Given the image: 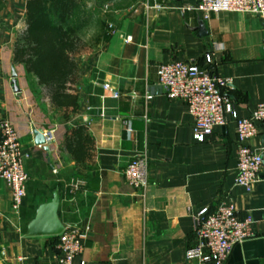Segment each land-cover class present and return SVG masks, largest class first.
Masks as SVG:
<instances>
[{"label":"crops","instance_id":"crops-1","mask_svg":"<svg viewBox=\"0 0 264 264\" xmlns=\"http://www.w3.org/2000/svg\"><path fill=\"white\" fill-rule=\"evenodd\" d=\"M195 1L78 0L71 23L85 46L76 55L78 105L68 111L55 107L38 76L15 61L27 0L6 2L0 12V119L10 120L19 132L29 155V179L20 213L13 211L11 190L0 179V264H57L58 236H28L27 225L58 184L62 220L91 227L74 264H185L195 244L194 215L225 200H233L239 217H251L256 229L255 236L234 246L225 264H264V154L259 179L247 191L236 184L232 115L205 141H197L186 103L163 94L146 99L158 88L161 64L194 60L232 80L226 91L239 117L264 103V24L251 13L206 18L182 10ZM200 21L206 35L200 34ZM109 24L116 33H108ZM78 124L87 126L94 141L92 160L85 164L64 146L67 131ZM36 128L51 131L50 152L35 145ZM246 143L264 144V124ZM141 152L149 160L143 191L124 174ZM72 181L80 183L78 191Z\"/></svg>","mask_w":264,"mask_h":264},{"label":"built area","instance_id":"built-area-1","mask_svg":"<svg viewBox=\"0 0 264 264\" xmlns=\"http://www.w3.org/2000/svg\"><path fill=\"white\" fill-rule=\"evenodd\" d=\"M155 7L158 10L164 8L161 4ZM185 9L202 12L206 18L218 12L251 13L264 24V0H196L182 7V10ZM108 33H116L113 24L108 25ZM126 40H131V37H126ZM206 60L212 64L214 58L211 53L206 54ZM157 74L158 88L148 91L146 99L149 101L156 94H163L186 103L194 118L193 136L197 141H205L217 125L227 124L228 114L232 115L237 124L236 184L251 191L263 167L264 144L254 148L246 141L256 136L259 125L264 124V103H259L249 116L239 117L226 91L232 80L215 73L211 68H200L194 60H173L161 64ZM114 95L119 96L117 92ZM45 135L50 143L53 137L51 131H45ZM28 156L23 151L16 126L10 120L0 119V179L11 190L15 213H20L27 197L29 176L25 160ZM53 171L58 173L57 167H53ZM124 174L131 186L145 190L149 183L146 153L137 154L128 163ZM70 186L73 191L80 189L77 181H72ZM194 229L195 244L188 249L185 264H225L235 245L256 235L253 219L240 218L233 200H225L214 208L204 206L199 209L194 215ZM90 232L89 225L67 224L57 235V264H74V259L83 254Z\"/></svg>","mask_w":264,"mask_h":264},{"label":"trees","instance_id":"trees-1","mask_svg":"<svg viewBox=\"0 0 264 264\" xmlns=\"http://www.w3.org/2000/svg\"><path fill=\"white\" fill-rule=\"evenodd\" d=\"M77 4L78 0H27L26 29L14 45L15 61L36 74L52 104L66 111L78 105L76 55L85 46L71 23ZM64 146L78 164L92 160L94 141L86 125L71 127Z\"/></svg>","mask_w":264,"mask_h":264},{"label":"water","instance_id":"water-1","mask_svg":"<svg viewBox=\"0 0 264 264\" xmlns=\"http://www.w3.org/2000/svg\"><path fill=\"white\" fill-rule=\"evenodd\" d=\"M199 31L201 35H206L207 30L203 21L199 22ZM35 145L43 146L44 150L50 152L51 147L46 139L45 131L42 129H34ZM61 190L57 186L52 191L50 201L39 205L34 218L27 225L28 236H57L67 226L60 216Z\"/></svg>","mask_w":264,"mask_h":264},{"label":"rangeland","instance_id":"rangeland-1","mask_svg":"<svg viewBox=\"0 0 264 264\" xmlns=\"http://www.w3.org/2000/svg\"><path fill=\"white\" fill-rule=\"evenodd\" d=\"M7 1L8 0H0V12H1V10H4V7L6 6ZM19 28L22 29L21 27H19ZM0 252H1V250H0ZM0 256H1V253H0Z\"/></svg>","mask_w":264,"mask_h":264}]
</instances>
